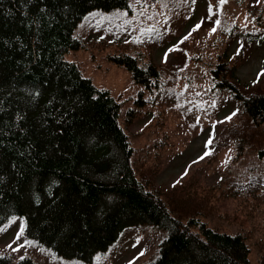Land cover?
I'll return each instance as SVG.
<instances>
[{"label": "trees", "instance_id": "trees-1", "mask_svg": "<svg viewBox=\"0 0 264 264\" xmlns=\"http://www.w3.org/2000/svg\"><path fill=\"white\" fill-rule=\"evenodd\" d=\"M129 8L130 0H0V227L22 218L28 238L91 263L127 228L147 224L166 236L146 264H253L248 233L219 231L197 214L173 215L159 190L137 177L121 102L66 58L82 47L74 33L88 13ZM112 60L132 74L143 89L136 104L145 105L143 94L160 87L161 71L127 52ZM236 74L231 61L211 73L244 118L236 156L249 149L264 158V89L242 92ZM256 187L242 190L248 195ZM0 264L36 263L0 255Z\"/></svg>", "mask_w": 264, "mask_h": 264}, {"label": "rangeland", "instance_id": "rangeland-1", "mask_svg": "<svg viewBox=\"0 0 264 264\" xmlns=\"http://www.w3.org/2000/svg\"><path fill=\"white\" fill-rule=\"evenodd\" d=\"M130 3L129 9L88 13L74 33L82 47L66 58L121 102L120 123L135 150L136 175L149 190H159L169 211L183 218L197 214L222 232L248 233L253 264L264 260V158L249 149L236 156L235 135L244 118L239 103L211 78L218 62L231 61L242 92L264 89V38H257L264 37V0ZM125 52L161 71L160 87L144 93L140 107L143 89L112 60ZM236 53L242 57L232 58ZM164 88L171 92H160ZM233 178L236 186L230 187ZM251 182L259 187L245 195L242 186ZM237 186L241 192L233 195ZM24 228L22 218L0 227V255L14 262L30 257L36 264H146L166 236L152 225L127 228L108 251L86 263L56 254L28 238Z\"/></svg>", "mask_w": 264, "mask_h": 264}, {"label": "snow or ice", "instance_id": "snow-or-ice-1", "mask_svg": "<svg viewBox=\"0 0 264 264\" xmlns=\"http://www.w3.org/2000/svg\"><path fill=\"white\" fill-rule=\"evenodd\" d=\"M223 2H225V0H221V3H223ZM187 37H185V39H186ZM261 75H264V73H261ZM19 249L17 248V249H13V251H18Z\"/></svg>", "mask_w": 264, "mask_h": 264}]
</instances>
